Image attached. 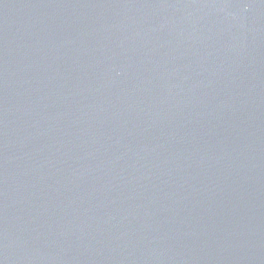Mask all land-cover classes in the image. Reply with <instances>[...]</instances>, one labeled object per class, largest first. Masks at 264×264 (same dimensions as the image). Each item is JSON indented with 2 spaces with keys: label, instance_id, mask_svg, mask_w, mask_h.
Listing matches in <instances>:
<instances>
[{
  "label": "water",
  "instance_id": "1",
  "mask_svg": "<svg viewBox=\"0 0 264 264\" xmlns=\"http://www.w3.org/2000/svg\"><path fill=\"white\" fill-rule=\"evenodd\" d=\"M0 264H264V0H0Z\"/></svg>",
  "mask_w": 264,
  "mask_h": 264
}]
</instances>
